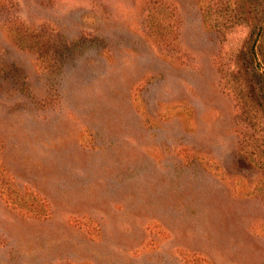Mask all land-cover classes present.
Wrapping results in <instances>:
<instances>
[{
  "label": "rangeland",
  "instance_id": "rangeland-1",
  "mask_svg": "<svg viewBox=\"0 0 264 264\" xmlns=\"http://www.w3.org/2000/svg\"><path fill=\"white\" fill-rule=\"evenodd\" d=\"M259 9L0 0V264H264V114L224 77Z\"/></svg>",
  "mask_w": 264,
  "mask_h": 264
},
{
  "label": "trees",
  "instance_id": "trees-1",
  "mask_svg": "<svg viewBox=\"0 0 264 264\" xmlns=\"http://www.w3.org/2000/svg\"><path fill=\"white\" fill-rule=\"evenodd\" d=\"M230 62L231 71L224 75L230 82L229 88L240 95L247 111L251 113L252 108H255L254 112L264 114V0H260L256 22L249 28L247 37ZM252 117V114L244 117L240 115L238 119L246 123Z\"/></svg>",
  "mask_w": 264,
  "mask_h": 264
}]
</instances>
